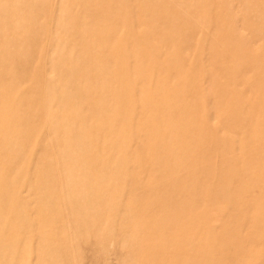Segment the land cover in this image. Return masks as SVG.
Segmentation results:
<instances>
[{
  "label": "rangeland",
  "instance_id": "1",
  "mask_svg": "<svg viewBox=\"0 0 264 264\" xmlns=\"http://www.w3.org/2000/svg\"><path fill=\"white\" fill-rule=\"evenodd\" d=\"M0 264H264V0H0Z\"/></svg>",
  "mask_w": 264,
  "mask_h": 264
}]
</instances>
